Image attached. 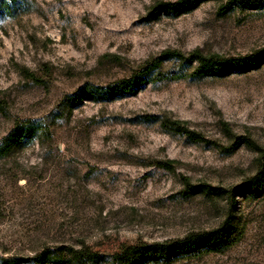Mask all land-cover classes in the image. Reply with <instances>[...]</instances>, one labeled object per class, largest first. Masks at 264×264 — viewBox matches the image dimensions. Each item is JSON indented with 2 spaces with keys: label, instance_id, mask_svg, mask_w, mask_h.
Listing matches in <instances>:
<instances>
[{
  "label": "rangeland",
  "instance_id": "1",
  "mask_svg": "<svg viewBox=\"0 0 264 264\" xmlns=\"http://www.w3.org/2000/svg\"><path fill=\"white\" fill-rule=\"evenodd\" d=\"M159 1L178 0H0V144L17 122L39 127L0 158V257L61 245L108 255L213 230L228 216L225 194H184L182 177L227 189L256 174L264 62L198 77L165 59L133 93L70 99L84 84L131 76L164 50L239 57L264 47V0L223 15L228 0L151 13ZM239 137L249 143L232 148ZM169 160L171 168L160 165ZM231 213L234 243L169 264H264V192L237 196Z\"/></svg>",
  "mask_w": 264,
  "mask_h": 264
},
{
  "label": "trees",
  "instance_id": "2",
  "mask_svg": "<svg viewBox=\"0 0 264 264\" xmlns=\"http://www.w3.org/2000/svg\"><path fill=\"white\" fill-rule=\"evenodd\" d=\"M200 1L202 0L159 1L151 8L150 12L163 11L165 13L178 14V12L197 6ZM259 4L258 0H228L224 4L219 5L218 13L223 15L237 5L246 8L248 6L257 7ZM171 58H176L192 66L191 74L200 77V75H213L219 72L239 71L257 67L264 62V47L239 57L203 54L198 50L187 54L180 51L164 50L158 58L146 65H141L139 71L134 72L131 76L123 77L121 80L105 86L84 84L70 99L77 104L81 103L83 99L102 101L121 94L133 93L141 84L148 81L149 74L159 68L163 60ZM174 77L176 78L177 76ZM165 125L177 133L187 135L196 142L205 140L202 135L188 129L184 121L168 120ZM38 130L39 127L28 120L15 123L12 130L0 144V158L11 154L15 149L21 148L32 141ZM241 141L249 143L247 139L239 137L231 145L232 148L241 143ZM256 150L259 153L258 159L260 160L256 174L246 178L236 186L221 189L206 182L192 183L188 177H182V193L184 194L201 193L212 197L225 194L228 201V216L219 227L213 230L188 233L182 239L166 240L162 243L125 244L118 251L108 255L100 254L86 247L74 248L69 245L46 247L27 258L15 256L0 257V264H169L185 256H196L206 251H223L240 236L239 233L235 235L234 216L231 213L235 208L236 197L245 193L261 195L264 192V148L256 147ZM172 163L169 160L163 161L160 165L171 168Z\"/></svg>",
  "mask_w": 264,
  "mask_h": 264
}]
</instances>
